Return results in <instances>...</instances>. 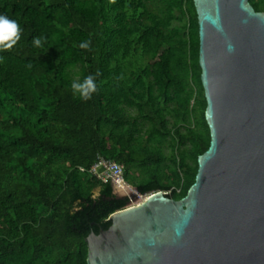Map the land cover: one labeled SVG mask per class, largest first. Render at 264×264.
<instances>
[{"label":"trees","instance_id":"16d2710c","mask_svg":"<svg viewBox=\"0 0 264 264\" xmlns=\"http://www.w3.org/2000/svg\"><path fill=\"white\" fill-rule=\"evenodd\" d=\"M0 15L21 28L0 50V264H88L86 237L128 200L90 172L99 156L178 200L210 145L194 1L0 0Z\"/></svg>","mask_w":264,"mask_h":264},{"label":"water","instance_id":"95a60500","mask_svg":"<svg viewBox=\"0 0 264 264\" xmlns=\"http://www.w3.org/2000/svg\"><path fill=\"white\" fill-rule=\"evenodd\" d=\"M193 1L210 145L181 199L112 181L127 204L86 237L88 264H264V11Z\"/></svg>","mask_w":264,"mask_h":264},{"label":"clouds","instance_id":"9594fccd","mask_svg":"<svg viewBox=\"0 0 264 264\" xmlns=\"http://www.w3.org/2000/svg\"><path fill=\"white\" fill-rule=\"evenodd\" d=\"M21 28L18 22L9 19L6 16L0 15V50L12 48L20 39ZM33 46L41 47L42 41L40 37L33 38ZM91 41H83L79 44L82 49H89ZM73 95H78L81 100H88L92 94L97 91L95 77L93 75L86 76L80 82L71 84Z\"/></svg>","mask_w":264,"mask_h":264},{"label":"built area","instance_id":"2783aa9c","mask_svg":"<svg viewBox=\"0 0 264 264\" xmlns=\"http://www.w3.org/2000/svg\"><path fill=\"white\" fill-rule=\"evenodd\" d=\"M90 172L102 179L104 182L111 180L117 183L121 188L127 189V187L131 186L125 180L123 165L113 159L99 156L98 160L90 168ZM165 192L168 193V191ZM138 194L140 195L141 199H143V197H147L150 193L142 194L138 191Z\"/></svg>","mask_w":264,"mask_h":264},{"label":"rangeland","instance_id":"374dc122","mask_svg":"<svg viewBox=\"0 0 264 264\" xmlns=\"http://www.w3.org/2000/svg\"><path fill=\"white\" fill-rule=\"evenodd\" d=\"M131 186H132V185H131ZM122 191H124V190H122ZM98 192H99V190L97 189V190L95 191V193L98 194ZM123 194H124V193H123Z\"/></svg>","mask_w":264,"mask_h":264},{"label":"bare ground","instance_id":"6f19581e","mask_svg":"<svg viewBox=\"0 0 264 264\" xmlns=\"http://www.w3.org/2000/svg\"><path fill=\"white\" fill-rule=\"evenodd\" d=\"M145 198H146V197H143V199H145ZM143 199H142V200H143Z\"/></svg>","mask_w":264,"mask_h":264}]
</instances>
